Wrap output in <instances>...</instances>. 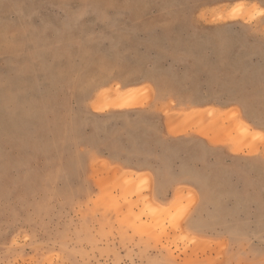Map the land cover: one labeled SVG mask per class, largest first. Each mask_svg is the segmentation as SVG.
I'll return each mask as SVG.
<instances>
[{
	"label": "rangeland",
	"instance_id": "rangeland-1",
	"mask_svg": "<svg viewBox=\"0 0 264 264\" xmlns=\"http://www.w3.org/2000/svg\"><path fill=\"white\" fill-rule=\"evenodd\" d=\"M187 35L211 39L212 97L238 102L190 127L231 151L159 186L96 130L144 108L143 68ZM0 264H264V0H0Z\"/></svg>",
	"mask_w": 264,
	"mask_h": 264
},
{
	"label": "crops",
	"instance_id": "crops-1",
	"mask_svg": "<svg viewBox=\"0 0 264 264\" xmlns=\"http://www.w3.org/2000/svg\"><path fill=\"white\" fill-rule=\"evenodd\" d=\"M180 39L187 43L174 51L182 52V58L175 57L171 66L156 62V68L153 64L143 68L146 76L141 85L150 91L144 108L140 112L136 109L111 111L106 116L103 132L98 134L96 130V137L106 138L98 153L108 163L148 173L159 186H196L207 179L212 154H228L231 148L214 147L208 134H196L190 127L195 119L192 113L212 108L214 104L220 108L238 104L235 100L229 102L222 96L211 95L212 84L208 81L211 72L206 69L211 61L206 56L212 50L207 43L211 39L188 35ZM197 39L200 43L193 44ZM96 118L101 119L97 115ZM203 120L207 121L208 117L204 116ZM164 192L163 189L161 194ZM203 215L201 211L196 217Z\"/></svg>",
	"mask_w": 264,
	"mask_h": 264
},
{
	"label": "bare ground",
	"instance_id": "bare-ground-1",
	"mask_svg": "<svg viewBox=\"0 0 264 264\" xmlns=\"http://www.w3.org/2000/svg\"><path fill=\"white\" fill-rule=\"evenodd\" d=\"M238 13V12H237ZM236 14V13H235ZM234 16V15H233ZM112 102H113V100H111ZM121 103V102H120ZM122 104V103H121ZM116 105H118V104H116ZM123 105V104H122ZM126 105V104H125ZM109 107V106H108ZM125 108V107H124ZM241 123H243L242 121H241ZM244 124V123H243Z\"/></svg>",
	"mask_w": 264,
	"mask_h": 264
}]
</instances>
